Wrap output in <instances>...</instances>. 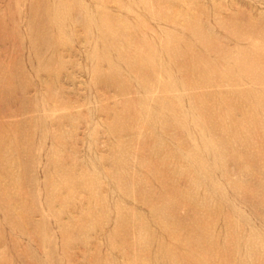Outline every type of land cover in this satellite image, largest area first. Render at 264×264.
I'll use <instances>...</instances> for the list:
<instances>
[{"label":"rangeland","instance_id":"rangeland-1","mask_svg":"<svg viewBox=\"0 0 264 264\" xmlns=\"http://www.w3.org/2000/svg\"><path fill=\"white\" fill-rule=\"evenodd\" d=\"M0 264H264V0H0Z\"/></svg>","mask_w":264,"mask_h":264},{"label":"bare ground","instance_id":"bare-ground-1","mask_svg":"<svg viewBox=\"0 0 264 264\" xmlns=\"http://www.w3.org/2000/svg\"><path fill=\"white\" fill-rule=\"evenodd\" d=\"M172 205V204H171Z\"/></svg>","mask_w":264,"mask_h":264}]
</instances>
